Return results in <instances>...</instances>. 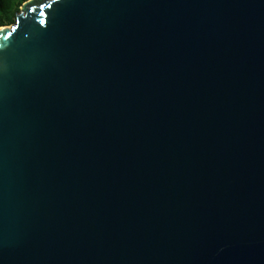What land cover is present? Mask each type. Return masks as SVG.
Listing matches in <instances>:
<instances>
[{
    "label": "water",
    "instance_id": "1",
    "mask_svg": "<svg viewBox=\"0 0 264 264\" xmlns=\"http://www.w3.org/2000/svg\"><path fill=\"white\" fill-rule=\"evenodd\" d=\"M0 264H264V0L0 27Z\"/></svg>",
    "mask_w": 264,
    "mask_h": 264
},
{
    "label": "trees",
    "instance_id": "2",
    "mask_svg": "<svg viewBox=\"0 0 264 264\" xmlns=\"http://www.w3.org/2000/svg\"><path fill=\"white\" fill-rule=\"evenodd\" d=\"M27 1L29 0H0V27L14 24Z\"/></svg>",
    "mask_w": 264,
    "mask_h": 264
},
{
    "label": "rangeland",
    "instance_id": "3",
    "mask_svg": "<svg viewBox=\"0 0 264 264\" xmlns=\"http://www.w3.org/2000/svg\"><path fill=\"white\" fill-rule=\"evenodd\" d=\"M11 25H13V24H11ZM11 25H7V26H11Z\"/></svg>",
    "mask_w": 264,
    "mask_h": 264
}]
</instances>
